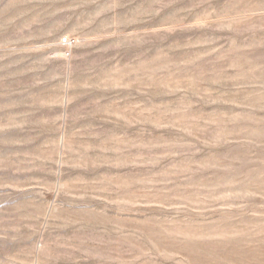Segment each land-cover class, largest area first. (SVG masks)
<instances>
[{"label":"rangeland","instance_id":"374dc122","mask_svg":"<svg viewBox=\"0 0 264 264\" xmlns=\"http://www.w3.org/2000/svg\"><path fill=\"white\" fill-rule=\"evenodd\" d=\"M0 264H264V0H0Z\"/></svg>","mask_w":264,"mask_h":264},{"label":"built area","instance_id":"2783aa9c","mask_svg":"<svg viewBox=\"0 0 264 264\" xmlns=\"http://www.w3.org/2000/svg\"><path fill=\"white\" fill-rule=\"evenodd\" d=\"M75 43H76V41L74 39H70V38H64L61 41V44L64 45V46H71V45H73Z\"/></svg>","mask_w":264,"mask_h":264}]
</instances>
